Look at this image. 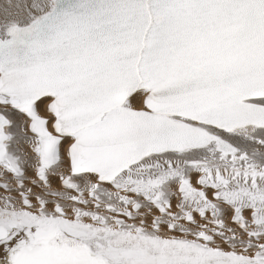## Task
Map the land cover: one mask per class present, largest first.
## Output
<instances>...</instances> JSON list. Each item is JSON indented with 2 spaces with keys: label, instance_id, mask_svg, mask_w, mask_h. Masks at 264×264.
I'll return each instance as SVG.
<instances>
[{
  "label": "snow or ice",
  "instance_id": "snow-or-ice-1",
  "mask_svg": "<svg viewBox=\"0 0 264 264\" xmlns=\"http://www.w3.org/2000/svg\"><path fill=\"white\" fill-rule=\"evenodd\" d=\"M0 264H264V0H0Z\"/></svg>",
  "mask_w": 264,
  "mask_h": 264
}]
</instances>
